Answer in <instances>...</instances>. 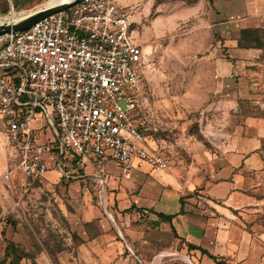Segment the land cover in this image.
<instances>
[{"label": "rangeland", "instance_id": "1", "mask_svg": "<svg viewBox=\"0 0 264 264\" xmlns=\"http://www.w3.org/2000/svg\"><path fill=\"white\" fill-rule=\"evenodd\" d=\"M45 1L0 0V18L13 11L25 15ZM115 1L134 11L132 37L145 59L141 88L151 96V111L160 123L157 149L170 160L165 173L199 188L223 145L234 147L228 138L240 128L250 133L255 120L264 119V51L250 59L238 55L242 29L226 24V29L213 30L207 0H199L204 6L195 9L181 1ZM254 29L253 37L264 46V19ZM3 45L0 41V49ZM35 124L38 131L47 130L41 113ZM257 152H263L264 163V141ZM58 156L49 154L48 166ZM15 168L8 156L7 169L13 173L7 181L0 172V226L7 235L19 236V249L27 255L23 264H144L106 215L95 182L88 179L81 189L70 190L75 180L66 181L60 171L26 181ZM255 179L257 205L249 208L248 228L264 244V167Z\"/></svg>", "mask_w": 264, "mask_h": 264}, {"label": "built area", "instance_id": "2", "mask_svg": "<svg viewBox=\"0 0 264 264\" xmlns=\"http://www.w3.org/2000/svg\"><path fill=\"white\" fill-rule=\"evenodd\" d=\"M134 21V11L115 0H82L1 40L0 134L17 152L15 171L24 180L47 174L49 154L59 155L67 181L68 159L76 167L112 161L123 177L170 169L166 154L150 145L160 123L141 88L145 59ZM38 113L46 131L37 129Z\"/></svg>", "mask_w": 264, "mask_h": 264}, {"label": "crops", "instance_id": "3", "mask_svg": "<svg viewBox=\"0 0 264 264\" xmlns=\"http://www.w3.org/2000/svg\"><path fill=\"white\" fill-rule=\"evenodd\" d=\"M202 3L185 4L195 9L204 6ZM206 3L212 8L208 15L213 18L210 25L213 30L221 31L235 24L240 30L254 29L264 19V0ZM235 51L243 59L261 53L252 49ZM221 62L227 64L225 60ZM248 131L240 128L233 138H228L234 139V147L223 145L216 166L210 167L209 179L199 188L166 171L143 168L123 177L112 161L103 165L93 161L76 167L68 159L65 170L70 180H75L69 189H81L88 179L95 182L105 202L106 215L117 224L129 251L135 252L136 259L142 258L144 264H264V244L248 228L249 208L257 205L253 197L257 186L255 177L264 167L263 152H257L264 141V119L255 120L250 133ZM3 141L5 149L1 150ZM150 145L157 148L156 142ZM0 150V172L7 173L8 156L16 166L18 154L3 134H0ZM49 160L50 157L47 159L50 163ZM52 160L54 165L48 166L47 174L59 171L56 157ZM161 215L171 218L164 220ZM18 239V235H7L0 226V263L5 259L8 242L19 248ZM117 243L121 245L120 241ZM9 263L7 259L5 264Z\"/></svg>", "mask_w": 264, "mask_h": 264}, {"label": "water", "instance_id": "4", "mask_svg": "<svg viewBox=\"0 0 264 264\" xmlns=\"http://www.w3.org/2000/svg\"><path fill=\"white\" fill-rule=\"evenodd\" d=\"M80 2L82 0H58L18 18L0 22V41L10 35L31 29L38 22L57 13L67 11Z\"/></svg>", "mask_w": 264, "mask_h": 264}, {"label": "trees", "instance_id": "5", "mask_svg": "<svg viewBox=\"0 0 264 264\" xmlns=\"http://www.w3.org/2000/svg\"><path fill=\"white\" fill-rule=\"evenodd\" d=\"M166 1H181L184 2L188 5H194L196 4L199 0H157L158 4H161L163 2ZM209 3H212V0H207ZM257 34V30L255 29H243L241 30V36L240 39L238 41V48L239 49H257L260 51H264V46L262 43H260L258 41V38H254L253 35ZM254 43V44H252ZM161 218H163L164 220H169L171 217L169 216H164L161 215ZM203 254H206L205 251H202ZM208 255V254H207ZM27 255L21 251L14 243L12 242H8V246L6 248V252H5V259L0 263V264H5L7 259H10V263L9 264H20V262L26 258ZM212 259H214V257L209 256Z\"/></svg>", "mask_w": 264, "mask_h": 264}, {"label": "bare ground", "instance_id": "6", "mask_svg": "<svg viewBox=\"0 0 264 264\" xmlns=\"http://www.w3.org/2000/svg\"><path fill=\"white\" fill-rule=\"evenodd\" d=\"M56 1H58V0H46V1L43 3L44 5H41L40 7H37V8H35L34 10H31L30 12L35 11V10H38V9L44 7V6H47V5L50 4V3L56 2ZM20 16H23V15H20V14H19V15H16L15 12L13 11V12H11L10 16L0 18V22H3V21H5V20H10V19H15V18H18V17H20Z\"/></svg>", "mask_w": 264, "mask_h": 264}]
</instances>
